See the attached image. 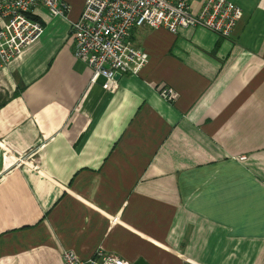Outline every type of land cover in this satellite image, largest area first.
I'll return each mask as SVG.
<instances>
[{
    "label": "crops",
    "instance_id": "crops-1",
    "mask_svg": "<svg viewBox=\"0 0 264 264\" xmlns=\"http://www.w3.org/2000/svg\"><path fill=\"white\" fill-rule=\"evenodd\" d=\"M60 1L0 70V264H264V0H228V39L133 29L147 63L112 92L72 56L85 0Z\"/></svg>",
    "mask_w": 264,
    "mask_h": 264
},
{
    "label": "built area",
    "instance_id": "built-area-1",
    "mask_svg": "<svg viewBox=\"0 0 264 264\" xmlns=\"http://www.w3.org/2000/svg\"><path fill=\"white\" fill-rule=\"evenodd\" d=\"M43 7L51 17H63L68 6L60 0H0V70L18 58L23 49L39 39L41 25L30 16ZM242 11L228 0H204L196 14L183 0H85L79 18L71 25L72 56L91 70V82L103 78V89H116V75L137 74L147 63L146 55L130 45L133 29L203 28L228 39ZM156 91L167 102L172 89L158 85ZM63 264H130L114 254L96 252L81 261L71 252L61 255Z\"/></svg>",
    "mask_w": 264,
    "mask_h": 264
},
{
    "label": "water",
    "instance_id": "water-1",
    "mask_svg": "<svg viewBox=\"0 0 264 264\" xmlns=\"http://www.w3.org/2000/svg\"><path fill=\"white\" fill-rule=\"evenodd\" d=\"M119 77H120V75H116V76L114 77V79L117 80ZM134 264H145V263H144L142 260H138V261H136Z\"/></svg>",
    "mask_w": 264,
    "mask_h": 264
}]
</instances>
